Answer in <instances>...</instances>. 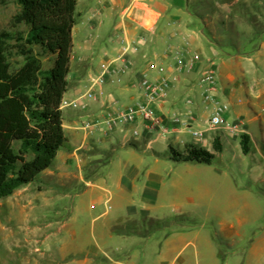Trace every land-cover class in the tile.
Wrapping results in <instances>:
<instances>
[{"label":"rangeland","instance_id":"1","mask_svg":"<svg viewBox=\"0 0 264 264\" xmlns=\"http://www.w3.org/2000/svg\"><path fill=\"white\" fill-rule=\"evenodd\" d=\"M168 2L170 12H178L182 17L180 27L184 34L190 36L193 32L198 41L190 47V54L178 50L177 47L186 45L182 37H174L179 24L164 17L159 29L165 28L166 31L158 33L152 44L158 53L171 52L167 55L170 61L175 56H181L187 62L203 58L210 66L227 61L228 66L235 68L236 63H241L248 69L249 85L256 87V79L264 77L256 49L264 30V0ZM98 5L99 0H78L76 12L79 17L74 27L81 29L83 42L95 43V65L106 45L117 44L112 22L96 17ZM18 11L15 0H0V32H15L11 27L12 18ZM96 20L101 21L98 26ZM16 30L23 32L25 27L19 25ZM73 40L72 56L75 60L76 52H81L77 50L75 34ZM224 51L242 54L245 60H230ZM43 60L47 64L48 59ZM14 61L19 62V59ZM203 70L202 65L195 79V87L201 92L207 88L202 82ZM97 75L98 72L93 70V76ZM89 84H82V93L87 91ZM103 88L111 90L112 86L106 84ZM95 90L98 91L99 87ZM133 92L135 100L128 105L139 101L140 91L135 89ZM186 95L183 92V102ZM238 97L242 101L247 99L244 91ZM67 111L71 110L63 112L67 142L60 154L65 165L68 164V155L73 152L72 147L84 141L85 135V131L78 129L80 125L71 122ZM209 114L210 109L200 116L202 120L198 118L193 129H204L203 120ZM251 116L258 117L259 121L248 122ZM244 117L252 136L247 155L242 154L237 146L239 139L234 141L222 133L225 151L217 154L210 165L175 162L168 158L170 148L179 153L185 149L184 145L173 139L156 140L157 133L152 132L147 140L156 141L146 148L144 154L133 148L119 149L106 178L99 179L95 186L77 196L74 193L79 190L81 177L85 175L84 164L88 161L85 158L83 163L80 158L81 154L84 156L88 152L83 147L77 152L78 161L72 163L69 173L57 170L53 175L39 174L33 182L21 186L15 196L0 199V264H56L48 253L42 252L41 244L48 234L58 236L59 242L55 236L47 242L52 249L61 244L67 256L96 251L111 260L108 264H264V110L259 105L254 106L249 116ZM234 118L231 113L230 119ZM93 134L96 138L100 136L97 131ZM126 135L130 138L131 131ZM177 136L184 142H197L187 132ZM216 136L207 133L205 144ZM108 140L116 142L118 137L111 133ZM229 142L235 144L228 147ZM208 148L212 151L211 146ZM156 153L160 154L159 159H156ZM122 177L125 182L121 185ZM146 188L148 193L146 191L144 195ZM23 199L32 201L35 206L28 210L30 219L27 224H20L26 212L17 208V203ZM131 207L138 217L146 209L148 217L166 223L158 227L142 226L146 235L123 237L112 234L110 229L116 221L123 222L132 217ZM55 218L59 220L56 222ZM38 228L40 244L35 240ZM260 236L263 238V253L249 256L246 251L249 243ZM119 254L127 255V258L117 262L114 258ZM76 260L69 258L67 263L74 264Z\"/></svg>","mask_w":264,"mask_h":264},{"label":"crops","instance_id":"2","mask_svg":"<svg viewBox=\"0 0 264 264\" xmlns=\"http://www.w3.org/2000/svg\"><path fill=\"white\" fill-rule=\"evenodd\" d=\"M221 6V4H219ZM115 9L118 11L115 12ZM171 4L168 0H99V5L97 6L96 17H103L104 20H109L113 24L114 34L117 36V44H110V46L106 45L102 50V56L99 60L98 64L95 65L93 61V55L95 52V43L90 42L89 40H84L82 38L81 29L73 28L72 36L75 34L77 39V50L75 60H71L70 73L68 76V90L64 95V99L72 100L82 94V84L85 82L90 83V79L99 76L103 72L106 73L105 83L99 87V90H95V99L90 101L88 104V108L86 111H75L69 108L71 111H67L66 115L69 117L71 122L75 125H81L82 122L90 121L93 122L96 119L102 117L104 114L108 112H113L124 108L133 102L135 96L133 95V91L139 90L138 82L141 79L142 75L147 74L150 77H156L158 68L161 66H171L174 63V57L172 61H170L167 55H170L171 52L166 51L164 54L158 53L155 50V47L152 45L154 41V37L157 34H162L166 30L162 28L160 30V22L164 17H168L172 20L173 24H179L174 30V37H182L184 39L186 45H182L177 47L178 50H184L187 54L191 53V46L197 43L198 38L192 34L190 36H186L180 27V20L182 17L178 14V12H170ZM170 12V13H169ZM116 19V20H115ZM102 20V21H104ZM100 20H96V25L100 24ZM169 25V22L167 23ZM186 38V39H185ZM152 40V42H151ZM74 43V40H73ZM126 44L135 45L137 47V52L133 54H128L127 56H121V50ZM75 45V43H74ZM172 49V47L170 48ZM176 49V48H175ZM260 55L261 67L264 69V30L260 33V42L258 48H256ZM74 52V51H73ZM79 53L80 55L78 56ZM223 54L227 55L228 59L232 60H245L244 55L242 54H229L226 51ZM74 61V62H73ZM203 65L205 69L207 66H210L204 62L203 58H199V62L195 61L191 71L186 72L182 71L178 73V82L175 83L169 93V98L166 102L160 104L158 106V111L160 114L164 116H170L172 113H178L181 117L188 119L189 115L192 117L191 123L193 124L203 116V114L207 111L211 112L214 104H209L208 107L203 103V92L199 91L195 87V79L196 75L199 72V67ZM214 70L215 79H216V90L214 92L215 99L220 103L227 106L226 109V118L229 121H240L243 124V128L246 130L250 139L252 140V136L248 131V124L244 121V116L248 117L249 112L253 111L254 106H261L264 110V77L261 79H256V88L254 85H249L248 81V73L247 67L242 66L241 63H236V67L228 66L227 61H222L220 65L211 66ZM234 69V70H233ZM93 70L98 72L97 76H93ZM216 71V72H215ZM112 86L111 90H105L104 85ZM90 85V84H89ZM97 87V86H96ZM95 87V88H96ZM112 91L114 93H112ZM244 91L246 93L247 99L242 101L239 99L238 94ZM183 92L187 93V97L183 102L182 94ZM141 98V92L139 96V100ZM188 100L191 101L188 103ZM65 109H62L64 112ZM234 114L235 118L230 119V114ZM189 114V115H188ZM65 117V115H64ZM202 120V118H201ZM206 119L203 120V122ZM259 121L258 117L251 116L248 119V122H256ZM264 122V119H262ZM63 126L64 119H63ZM133 126H127L124 132H120L119 130L114 133L118 137L116 142L109 141L108 137H103L100 135L99 137H94V132L85 133L84 141H82L76 147H72L73 152L68 155V164L65 165V161L60 158V154L62 153L65 145L60 149L55 159V163L43 171L40 175H53L57 173V170H65L69 173V169L72 166V163L78 158V151H80L83 147L85 150L89 149V145H95L97 152L93 155L86 156L88 161H100L98 165L100 167L95 169V172L92 174V180H85L84 175L81 177V182L79 184V190H77L74 195L83 194L87 188L93 187L96 185V182L99 179H104L107 176L108 169L111 165V162L116 154V152L121 148H133L138 152L144 154L146 152V148L152 144L153 141L158 139H166V140H174L175 142H183L182 144L186 148L187 145H196L198 147L207 148L208 151H211L208 147L212 146V138L209 141V144H205V138L202 140H197L196 143L184 142L178 138V134L183 132H187L184 129H180L178 132L171 133L167 137H159L157 136L156 140L148 141V137L152 132H147L142 129L140 124H137V128L139 130V136L137 137H128L126 132H130L132 134ZM79 129V127H78ZM188 133V132H187ZM211 135H214L211 133ZM228 135V134H227ZM170 136V137H169ZM230 136V135H229ZM141 137V139H139ZM169 137V138H168ZM221 140L224 150V144L221 139V135L218 136ZM231 137V136H230ZM232 138V137H231ZM195 139V138H194ZM234 141L238 139L232 138ZM105 142L103 145L102 142ZM255 142V141H254ZM234 142H229L228 147L234 145ZM66 145V146H67ZM239 141H238V145ZM108 152L112 153V157L109 162L103 163L102 159L104 155ZM221 153V154H222ZM82 162L84 163L85 157L80 155ZM160 154L156 153V159H159ZM86 160V161H87ZM78 161V160H77ZM87 161V162H88ZM78 165V163H77ZM79 166V165H78ZM65 172V173H67ZM125 182V178H121V185ZM19 189H17L11 196H15ZM25 191V189H23ZM148 193V189L146 188L144 191V195ZM30 200H21L17 203V208L19 207L21 210H24L25 217L20 219V224H27L29 218L28 210H33L35 206ZM130 215L132 217L126 219L125 221H116L114 225L111 227L110 231L112 234V229L116 225H123L130 221H138L140 218L144 216H149L148 211L143 209L140 212V216L138 217L136 214V210L134 208H130ZM59 220V218H55L54 221ZM57 222V221H56ZM55 222V223H56ZM29 223V222H28ZM51 223H49L50 225ZM36 243L40 244V228L37 230ZM117 235V234H115ZM56 237V241H58L57 235H52ZM50 234L46 235L42 241V252L48 253V255L53 258V260L57 261L56 264H68V259L76 260L74 264H108L111 260L94 252H76V254L67 256L66 249L62 247L61 244L56 249H52L47 242L52 237ZM122 236V235H119ZM123 237H133V236H123ZM262 237H256L249 243L247 248V252L249 256L255 255L260 256L263 253V249L261 248ZM59 242V241H58ZM37 251L40 253V249L37 248ZM127 255H116L115 260L118 262L120 260L126 259ZM175 261V260H174ZM171 264H175L174 262Z\"/></svg>","mask_w":264,"mask_h":264},{"label":"trees","instance_id":"3","mask_svg":"<svg viewBox=\"0 0 264 264\" xmlns=\"http://www.w3.org/2000/svg\"><path fill=\"white\" fill-rule=\"evenodd\" d=\"M15 2L19 7L12 18L15 32H0V199L33 182L53 164L67 142L61 102L69 86L72 32L79 17L78 0ZM19 25L25 31H17ZM16 58L19 62L14 61ZM250 143L249 135L241 136L242 154L249 153ZM211 147L212 151H208L190 144L179 153L170 148L168 158L210 165L223 151L218 136L213 138ZM87 151L85 158L97 149L90 144ZM111 157V152L106 153L102 162H109ZM99 163L84 164L85 180L94 179L92 174ZM163 223L166 222L144 216L143 220L116 225L112 232L122 236L146 235L142 226L158 227Z\"/></svg>","mask_w":264,"mask_h":264},{"label":"built area","instance_id":"4","mask_svg":"<svg viewBox=\"0 0 264 264\" xmlns=\"http://www.w3.org/2000/svg\"><path fill=\"white\" fill-rule=\"evenodd\" d=\"M121 56H127L137 52L135 45L126 44L121 50ZM198 57L187 62L181 56H176L171 66H161L158 68L157 76L150 77L142 75L138 82L141 98L138 102L128 105L119 110L108 112L93 122L85 121L79 129L85 133L97 131L103 137H108L111 133L119 130L124 132L127 126L132 125V137L139 136L137 124L147 132H156L159 137H167L171 133L178 132L180 129L186 130L195 139H204L207 133L230 135L232 138L240 139L247 134L240 121H229L226 118L227 106L220 104L214 96L216 90L215 73L211 66H207L202 72V82L207 84L203 93V103L208 107L214 104L209 116L204 121V129H193L192 117L188 119L181 117L178 113L164 116L159 113L158 106L166 102L172 86L178 82V73L191 71L194 62ZM106 73L103 72L97 77L90 79V87L84 93L72 100L62 99L61 109H72L75 111H86L90 101L95 99V87L105 83ZM191 101L188 100V103ZM190 119V120H189ZM180 128V129H179ZM217 133V134H216ZM248 135V134H247ZM183 143V142H181Z\"/></svg>","mask_w":264,"mask_h":264}]
</instances>
